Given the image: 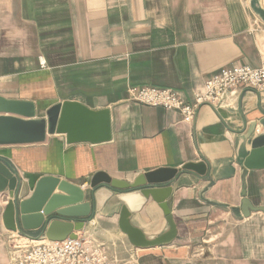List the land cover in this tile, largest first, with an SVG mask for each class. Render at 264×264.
Listing matches in <instances>:
<instances>
[{
	"label": "crops",
	"instance_id": "0c3cea01",
	"mask_svg": "<svg viewBox=\"0 0 264 264\" xmlns=\"http://www.w3.org/2000/svg\"><path fill=\"white\" fill-rule=\"evenodd\" d=\"M263 56L264 0H0V97L32 101L37 117L65 100L109 108L113 129L100 144L54 134L0 146V160L28 184V195L45 175L91 191L96 211L73 234L93 233L117 264H264V213L241 210L244 198L264 206V168L243 166L251 140L264 133V91L243 88L221 108L203 104L191 122L129 96L130 88L153 85L191 101L209 76L235 64L257 67ZM201 160L206 175L184 171L173 183L177 238L168 245L135 248L118 226L123 203L105 189L95 203L90 189L99 171L132 182ZM8 200V190L0 192V264H10L9 240L23 236L5 227ZM132 222L149 236L167 227L152 198Z\"/></svg>",
	"mask_w": 264,
	"mask_h": 264
},
{
	"label": "water",
	"instance_id": "95a60500",
	"mask_svg": "<svg viewBox=\"0 0 264 264\" xmlns=\"http://www.w3.org/2000/svg\"><path fill=\"white\" fill-rule=\"evenodd\" d=\"M264 126V117L260 120ZM65 135L68 144L106 143L113 139L112 117L109 108L92 109L78 100H65L51 106L43 117L36 116L32 101L0 97V146L42 143L48 135ZM246 169L264 168V133L251 140V151L243 161ZM205 160L189 162L179 170L159 168L139 175L128 182L112 178L99 171L90 180V189L96 193L105 189L115 193L123 205L119 211L118 226L129 242L137 249H150L172 243L177 238V225L168 199L173 193V183L184 171L206 175ZM8 190L9 200L4 212L8 230L33 239L46 238L61 241L75 231V223L91 217L96 211L91 191L53 175L41 177L29 194V186L5 162L0 160V192ZM135 195L138 202L131 206L127 197ZM152 198L163 210L166 229L149 236L132 222L133 214ZM97 206V205H96ZM242 214L262 211L264 206H254L247 198L242 200ZM40 232L39 236L30 235Z\"/></svg>",
	"mask_w": 264,
	"mask_h": 264
},
{
	"label": "built area",
	"instance_id": "2783aa9c",
	"mask_svg": "<svg viewBox=\"0 0 264 264\" xmlns=\"http://www.w3.org/2000/svg\"><path fill=\"white\" fill-rule=\"evenodd\" d=\"M40 63L45 65L41 58ZM243 88L264 91V56L257 67L235 64L209 76L204 91L191 101L174 89L153 85L130 88L129 96L143 105L178 111L183 121L191 122L201 105L229 106ZM9 247L10 264H117L109 255V246L87 230L61 241L16 236L9 240Z\"/></svg>",
	"mask_w": 264,
	"mask_h": 264
},
{
	"label": "bare ground",
	"instance_id": "6f19581e",
	"mask_svg": "<svg viewBox=\"0 0 264 264\" xmlns=\"http://www.w3.org/2000/svg\"><path fill=\"white\" fill-rule=\"evenodd\" d=\"M127 201L131 206H134L138 202V197L135 195H130L127 197Z\"/></svg>",
	"mask_w": 264,
	"mask_h": 264
}]
</instances>
